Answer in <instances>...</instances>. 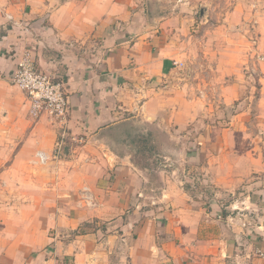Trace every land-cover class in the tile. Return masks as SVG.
Wrapping results in <instances>:
<instances>
[{"label":"crops","instance_id":"obj_1","mask_svg":"<svg viewBox=\"0 0 264 264\" xmlns=\"http://www.w3.org/2000/svg\"><path fill=\"white\" fill-rule=\"evenodd\" d=\"M161 19L139 0H0V264H263L264 10L245 18L244 65L233 48L199 64L202 98L237 101L232 120L198 127L187 173L157 179L110 147L122 130L198 129ZM25 51L65 82L66 130L83 138L58 155V125L10 80Z\"/></svg>","mask_w":264,"mask_h":264},{"label":"rangeland","instance_id":"obj_2","mask_svg":"<svg viewBox=\"0 0 264 264\" xmlns=\"http://www.w3.org/2000/svg\"><path fill=\"white\" fill-rule=\"evenodd\" d=\"M139 1H141V7L145 12H148L150 18H155L157 14H160L161 20H166L164 26L159 30L166 32L169 40L170 37H176L177 43H182L180 49H183L185 66L180 71V76L184 79L183 82H186V79L193 81V90L190 91L195 99L190 105L193 118L189 119L188 123H197L198 128L205 124L210 127H220L230 122L232 120L231 115L235 114V107L233 106L237 104V101L232 103V106L227 107L222 104L215 92L202 98L201 90L205 87H201L203 85L201 74H204L202 72L205 71V68L199 64L202 65V62L207 61L208 58L215 60L218 55L229 60L230 48L239 53L243 51L248 44L247 39L251 40L252 38L246 32L250 23L245 18L256 11H260L262 14L264 0ZM261 20L262 16L259 21ZM246 25H248L247 28ZM257 31L263 32L262 29ZM258 51V55L264 52V45ZM241 60L243 62L239 63L244 65L242 55ZM183 87L185 88V85ZM187 128L171 131V134L159 127L155 130L148 128L139 132L135 129L134 131L132 129L130 131H118L117 139L113 141L114 146L110 148L119 154L124 146L130 148L137 163L144 169H148L153 176L157 175V179L167 177L172 171H177L181 175V173H187L189 170L190 162H186L187 156L199 151V147L192 143L191 133L194 134L200 128L194 132ZM128 143L131 145L130 147L126 145ZM207 148L205 151L207 150L209 154L218 152L217 145H209Z\"/></svg>","mask_w":264,"mask_h":264},{"label":"built area","instance_id":"obj_3","mask_svg":"<svg viewBox=\"0 0 264 264\" xmlns=\"http://www.w3.org/2000/svg\"><path fill=\"white\" fill-rule=\"evenodd\" d=\"M260 61H264V52L257 56ZM10 80L17 86L28 100V114L34 119L46 116L60 129L59 139L55 143V153H61L66 139L76 143H82V137L69 138L67 133V117L69 114V103L65 90V82L48 73L39 70L30 55L25 51L16 63L15 69L11 73ZM38 162L44 163L46 157L43 153L37 152ZM82 200L89 205L91 196L87 188H83ZM264 264V253L261 254Z\"/></svg>","mask_w":264,"mask_h":264},{"label":"water","instance_id":"obj_4","mask_svg":"<svg viewBox=\"0 0 264 264\" xmlns=\"http://www.w3.org/2000/svg\"><path fill=\"white\" fill-rule=\"evenodd\" d=\"M111 136V135H110Z\"/></svg>","mask_w":264,"mask_h":264}]
</instances>
